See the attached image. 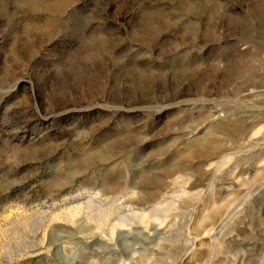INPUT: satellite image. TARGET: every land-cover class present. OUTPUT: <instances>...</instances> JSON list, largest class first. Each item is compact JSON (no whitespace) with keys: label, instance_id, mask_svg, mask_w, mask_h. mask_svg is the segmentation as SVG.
<instances>
[{"label":"rangeland","instance_id":"1","mask_svg":"<svg viewBox=\"0 0 264 264\" xmlns=\"http://www.w3.org/2000/svg\"><path fill=\"white\" fill-rule=\"evenodd\" d=\"M0 264H264V0H0Z\"/></svg>","mask_w":264,"mask_h":264}]
</instances>
